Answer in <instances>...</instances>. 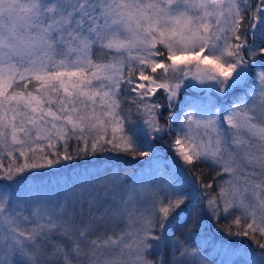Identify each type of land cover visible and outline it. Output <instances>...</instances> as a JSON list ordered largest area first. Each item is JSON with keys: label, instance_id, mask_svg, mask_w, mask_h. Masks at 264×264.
<instances>
[{"label": "snow or ice", "instance_id": "1", "mask_svg": "<svg viewBox=\"0 0 264 264\" xmlns=\"http://www.w3.org/2000/svg\"><path fill=\"white\" fill-rule=\"evenodd\" d=\"M0 264H264V0H0Z\"/></svg>", "mask_w": 264, "mask_h": 264}, {"label": "trees", "instance_id": "2", "mask_svg": "<svg viewBox=\"0 0 264 264\" xmlns=\"http://www.w3.org/2000/svg\"><path fill=\"white\" fill-rule=\"evenodd\" d=\"M100 160H94L92 162H85V161H79L74 163V167L77 171L84 167H90L95 166L97 164H101L102 166H105L106 169H114L118 168L121 171H131L136 172L139 170V168L143 167V164L139 161H134L130 158L123 157V156H117L116 154H111L110 156H100ZM166 169V168H165ZM73 172L72 168L67 169V171L64 173L66 176H70ZM129 172V173H131ZM38 182L42 181L44 183L48 182V177H36L35 178ZM54 182V178H53ZM220 236L216 235L215 239H218ZM247 239V238H245ZM235 241L233 240V243Z\"/></svg>", "mask_w": 264, "mask_h": 264}, {"label": "rangeland", "instance_id": "3", "mask_svg": "<svg viewBox=\"0 0 264 264\" xmlns=\"http://www.w3.org/2000/svg\"><path fill=\"white\" fill-rule=\"evenodd\" d=\"M185 95H187V96H192V95H196V93L195 92H193V90H191V89H189V90H187L185 93H184ZM204 93H200V95H203ZM155 147L157 148V150L160 152V156H161V159L162 160H168L170 157H171V153L170 152H168L167 151V148H166V146H165V143L164 142H159V143H157L156 145H155ZM112 153H105V154H103L102 156H104V157H106V156H110ZM96 160H100L99 158L98 159H96ZM5 163H7V161H5ZM91 167H96V168H105V166H102L101 164H97V165H95V166H91ZM106 169V168H105ZM113 169H107V171L110 173L111 171H112ZM168 169H167V167H166V169H165V171H167ZM129 172H131V171H121L120 170V174L121 175H125L126 173L127 174H131V173H133V172H131V173H129ZM216 237V236H215ZM221 239V237H219L218 239H216V240H220Z\"/></svg>", "mask_w": 264, "mask_h": 264}]
</instances>
